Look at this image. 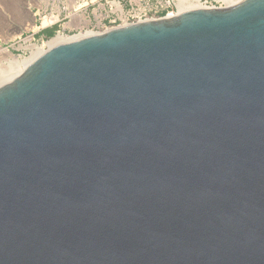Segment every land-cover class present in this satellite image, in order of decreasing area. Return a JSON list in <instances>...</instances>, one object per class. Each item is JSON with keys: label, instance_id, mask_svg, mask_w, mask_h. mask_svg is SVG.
Wrapping results in <instances>:
<instances>
[{"label": "water", "instance_id": "water-1", "mask_svg": "<svg viewBox=\"0 0 264 264\" xmlns=\"http://www.w3.org/2000/svg\"><path fill=\"white\" fill-rule=\"evenodd\" d=\"M0 264H264V0L82 34L1 85Z\"/></svg>", "mask_w": 264, "mask_h": 264}, {"label": "rangeland", "instance_id": "rangeland-1", "mask_svg": "<svg viewBox=\"0 0 264 264\" xmlns=\"http://www.w3.org/2000/svg\"><path fill=\"white\" fill-rule=\"evenodd\" d=\"M111 1L119 0H0V80L10 82L23 72L14 69L13 59H33L28 47L31 44L40 46L60 33L69 38L91 29L96 32L92 26L99 15L109 13ZM136 1L153 7L166 0H120L125 9ZM173 1V12L178 13L177 0ZM197 1L208 7L226 8L242 0ZM82 18L89 20L88 26L82 24ZM44 29H51L52 35H45ZM2 81L0 86L5 83Z\"/></svg>", "mask_w": 264, "mask_h": 264}, {"label": "built area", "instance_id": "built-area-1", "mask_svg": "<svg viewBox=\"0 0 264 264\" xmlns=\"http://www.w3.org/2000/svg\"><path fill=\"white\" fill-rule=\"evenodd\" d=\"M202 6L208 7L206 5ZM109 13L99 15L92 28H96V32H103L113 27L133 24L145 20L158 19L173 16V0H166L163 4L159 3L153 7L143 6L140 1H136L127 9H125L120 0L108 2ZM106 21L107 23H104ZM89 20L84 23V26L89 24ZM83 24V23H82ZM88 26V25H87ZM93 29L86 33H96ZM60 33V32H59ZM61 34V33H60Z\"/></svg>", "mask_w": 264, "mask_h": 264}, {"label": "bare ground", "instance_id": "bare-ground-1", "mask_svg": "<svg viewBox=\"0 0 264 264\" xmlns=\"http://www.w3.org/2000/svg\"><path fill=\"white\" fill-rule=\"evenodd\" d=\"M177 11L178 13H174L173 15L179 14L183 11L189 10V9H193V8H198V7H204L202 6V4L197 1V0H177ZM86 22V20H84V18H82V23L84 24ZM79 36V35H78ZM76 37V36H74ZM73 37H65L61 34H57L55 35L52 39H50L49 41H47L46 43H43L42 45H36V44H31L30 46H28L31 51L33 52V59L30 60H20V59H13V64H14V69L16 68V70H25L27 67H29V65L34 62L37 58H39V56H41L45 51H47L49 48L60 44L62 42H65L69 39H71ZM13 66V65H12ZM12 68V67H11ZM13 69V68H12ZM23 70V71H24ZM8 71V69H7ZM10 71V70H9ZM18 72V71H17ZM5 73V72H4ZM3 73V74H4ZM19 75V74H18ZM13 79V78H12ZM3 80V79H2ZM0 80V81H2ZM5 81V80H4ZM2 81V82H4ZM5 83H7L5 81ZM4 83V84H5ZM3 85V84H2Z\"/></svg>", "mask_w": 264, "mask_h": 264}, {"label": "trees", "instance_id": "trees-1", "mask_svg": "<svg viewBox=\"0 0 264 264\" xmlns=\"http://www.w3.org/2000/svg\"><path fill=\"white\" fill-rule=\"evenodd\" d=\"M42 32H43L45 35H47V36H51V35H52V30H51V29H44Z\"/></svg>", "mask_w": 264, "mask_h": 264}]
</instances>
